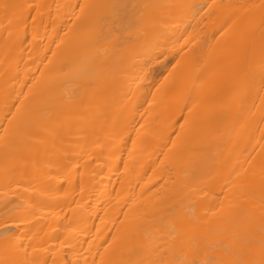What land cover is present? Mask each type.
I'll list each match as a JSON object with an SVG mask.
<instances>
[{"label":"bare ground","instance_id":"6f19581e","mask_svg":"<svg viewBox=\"0 0 264 264\" xmlns=\"http://www.w3.org/2000/svg\"><path fill=\"white\" fill-rule=\"evenodd\" d=\"M264 0H0V264H261Z\"/></svg>","mask_w":264,"mask_h":264},{"label":"snow or ice","instance_id":"6c2138e0","mask_svg":"<svg viewBox=\"0 0 264 264\" xmlns=\"http://www.w3.org/2000/svg\"><path fill=\"white\" fill-rule=\"evenodd\" d=\"M261 264H264V260L261 261Z\"/></svg>","mask_w":264,"mask_h":264}]
</instances>
